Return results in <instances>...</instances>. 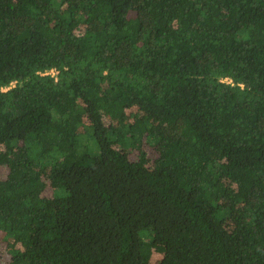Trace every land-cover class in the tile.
Listing matches in <instances>:
<instances>
[{"label": "trees", "instance_id": "trees-1", "mask_svg": "<svg viewBox=\"0 0 264 264\" xmlns=\"http://www.w3.org/2000/svg\"><path fill=\"white\" fill-rule=\"evenodd\" d=\"M0 264H264V0H0Z\"/></svg>", "mask_w": 264, "mask_h": 264}, {"label": "rangeland", "instance_id": "rangeland-1", "mask_svg": "<svg viewBox=\"0 0 264 264\" xmlns=\"http://www.w3.org/2000/svg\"><path fill=\"white\" fill-rule=\"evenodd\" d=\"M151 262H152V263H156V259H155V260H154V259H152V260H151Z\"/></svg>", "mask_w": 264, "mask_h": 264}, {"label": "built area", "instance_id": "built-area-1", "mask_svg": "<svg viewBox=\"0 0 264 264\" xmlns=\"http://www.w3.org/2000/svg\"><path fill=\"white\" fill-rule=\"evenodd\" d=\"M55 72H56V71H53V70L50 71L51 74H54Z\"/></svg>", "mask_w": 264, "mask_h": 264}]
</instances>
